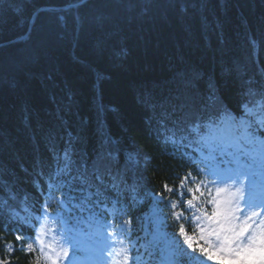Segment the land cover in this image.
<instances>
[{
	"label": "trees",
	"instance_id": "obj_1",
	"mask_svg": "<svg viewBox=\"0 0 264 264\" xmlns=\"http://www.w3.org/2000/svg\"><path fill=\"white\" fill-rule=\"evenodd\" d=\"M81 1L0 0V183L7 184L0 200L6 214H15L11 225L0 226V260L35 264L17 240L19 225L27 218L24 234L32 237L28 228L43 223L35 209L47 207L50 220L59 198L66 201L54 153L62 167L71 135L80 138L74 159L91 165L112 150L113 172L136 191L110 192L102 205L83 212L65 202L67 215L90 231L113 232L116 247L128 248L129 264H156L160 245L149 223L164 218L171 240L178 223L191 234L195 221L174 222L167 201L155 194L176 200L163 186L177 188L198 167L196 145L166 142L159 114L184 102L203 112L209 80L233 109L247 88H264V0H184L185 11L169 0ZM41 7L49 9L31 24ZM114 47L127 48L126 58L113 59ZM171 128L170 121L169 137ZM133 150L138 165L127 162ZM73 195L78 203L79 193Z\"/></svg>",
	"mask_w": 264,
	"mask_h": 264
},
{
	"label": "snow or ice",
	"instance_id": "obj_2",
	"mask_svg": "<svg viewBox=\"0 0 264 264\" xmlns=\"http://www.w3.org/2000/svg\"><path fill=\"white\" fill-rule=\"evenodd\" d=\"M169 3L173 7L179 3L180 10H186L184 0H169ZM111 56L115 60H122L127 56V48L114 47ZM97 76L100 78L99 73ZM186 83L190 85L191 80ZM242 95L245 99L233 109L215 81L209 80V94L203 112L192 110L184 102L173 104L171 110L164 108L159 114L158 125L163 129L160 134L165 136L166 142L170 139L174 144H194L201 152L207 150L213 159L218 156L221 162L226 163L224 158L228 157L237 165L235 168L212 172L215 177L212 180H198L197 172V175L189 173L180 178L177 188L165 184L164 190L176 195V200L165 196L163 192L155 194L161 201H167L165 206L170 207L174 222L189 219L195 221L191 234L185 223H178L175 236L169 241L170 251L164 258L166 264H205V261L214 264H264V181L258 182L255 172L258 164L264 165V88L254 90L249 87ZM141 102L150 103L143 98ZM152 109L155 111L156 105H152ZM177 112L180 113L179 116ZM170 121L172 128L169 137ZM177 132L181 133L179 140ZM79 139L78 136H69L62 167L59 155L54 153V158L58 161L55 175L62 178L59 180L62 186H68L66 201L62 203L70 202L71 209L83 212L86 207L90 209L102 205L110 192L119 197L123 191H136L135 186L127 185L125 177L119 171L113 172L112 162L115 157L112 150L99 155L91 165L82 158L74 159V154L79 156L75 152V144ZM108 143L111 144L112 141L109 139ZM6 188V183H0V190ZM73 193H79L78 203L77 196ZM9 198L15 199L10 190ZM5 207L6 201L0 200V226L4 227L13 223L15 215L6 214ZM178 207L183 210L177 212ZM35 211L43 216L44 221L38 229L34 226L28 228L29 232H36L34 243L40 255L36 257L35 264H41L42 259L44 264H63V260L69 258V249L76 248V241L69 236L65 241L69 247L61 245L59 249L53 243H46L48 208L37 207ZM186 212H191L192 215L189 217ZM27 224L28 219L25 218L19 225L21 235L17 236V240L30 238L24 234ZM125 224L131 225V220H126ZM164 225L165 219L162 218L157 225L158 230L162 231ZM163 235L166 237L167 233ZM112 237L114 233L108 232L102 251L112 247L107 242ZM121 244L123 245V241ZM26 250L34 252L37 248H34L33 243H28ZM127 253L128 248L122 246L115 256L123 255L122 264H129L130 257ZM108 255L112 257L113 254L109 252ZM0 264L7 262L0 261ZM116 264L121 262L116 261Z\"/></svg>",
	"mask_w": 264,
	"mask_h": 264
},
{
	"label": "rangeland",
	"instance_id": "obj_3",
	"mask_svg": "<svg viewBox=\"0 0 264 264\" xmlns=\"http://www.w3.org/2000/svg\"><path fill=\"white\" fill-rule=\"evenodd\" d=\"M127 154H128L127 155V162L132 163L134 165H138L140 163V160L138 159V157H140V154H138L137 150L130 151ZM199 155H200L201 160H203V161H209V162L213 163L212 169H208V170L204 171V173H203V177L202 178L203 179H206V180H212V179L215 178L211 174L212 172L218 171V170H224L225 169V166L229 167L230 163H234L235 162L234 160H232L231 158H228V157H225L224 158V160L226 161V163L225 162H221V158L218 157V156L216 157V159H213L212 156L209 155V153L207 152V150H204L203 152L199 151ZM261 168L264 169V165H259L258 164L256 166V168H255L256 177H257L258 182L259 181H264V173L262 175L258 171V169H261ZM59 203H60L61 207L64 208L61 199H59ZM151 213L152 214L154 213V209H152ZM56 215H57V217L56 218H53V216H56ZM53 216H51L53 219H58V218L60 219V220H58L59 221V226H58V224H53L52 222L49 223V220L46 222L47 235L45 237V241H46V243H53L54 246L57 247V249H59V247H61V245H63L64 247H67L68 245L66 244L67 246H65L64 245L65 243L63 242L62 239H64L66 241L67 238H68V235L67 234L71 233V232H68V231L65 232L63 230V229H69L68 215L63 214L62 210L59 209V211H57V213L54 214ZM158 224H159V220H156V222L155 221L154 222H150L149 223V227L152 228V231L153 232H156V234H157V236L159 238H164V239L160 240L159 238H157L155 236V238L159 242V245H160V253H161L160 260H159V263L158 264H166V260L164 258H166L167 254L170 251V244H169V241L170 240L169 239H166L164 237L163 231L158 230V228H157V225ZM39 227H40V225L38 227H36V229H38ZM54 231L57 232V233H53ZM62 231H63V233H62ZM74 232L82 235V237H85L83 239H80L79 238V239H76L75 240L77 243H80L81 242V247H82V249L80 250V253L81 254H80V256L77 255V256H75V258H72L74 252L70 254V249H69V258L64 259L63 260V264H68V262L70 260L72 261L71 264H116V261H120L121 264H122V261L118 257L115 256V251H110L113 254L112 257H109V255H108L109 251L107 249L104 250V252H102V250H100V252L97 253L96 249L95 250H92L91 248H87L88 244L85 243V242H89L92 245H94V242H92L90 240H86V239H89V237L87 236L86 233H83V232H81L79 230H74L73 233ZM74 235L76 236L77 234H74ZM35 236H36V232L34 230L33 236L30 237V238L23 239V244H22L23 245V248H24V250L26 252H28L26 250V245L28 243H33L34 248H37L36 251L29 252V253H31L33 255L34 261L36 260V257L38 255H40L39 250H38V247L34 243ZM52 236L54 238H61V236H62V239L59 242L54 243L52 241ZM81 247L79 246V248H81ZM5 251L6 252H10L11 251L10 245H7L6 246ZM88 251H91V253L94 254V256L91 255V256H89V258H87V259H90L91 262H88L86 260V253ZM41 264H44L43 259L41 260ZM205 264H214V262L205 261Z\"/></svg>",
	"mask_w": 264,
	"mask_h": 264
},
{
	"label": "water",
	"instance_id": "obj_4",
	"mask_svg": "<svg viewBox=\"0 0 264 264\" xmlns=\"http://www.w3.org/2000/svg\"><path fill=\"white\" fill-rule=\"evenodd\" d=\"M83 1H84V0H83ZM83 1H81L80 3H82ZM77 4H79V3H77ZM77 4L66 5L64 8H68V7H70V6H76ZM50 8H51V7H50ZM43 9H49V8H46V7H41V8H39V9L34 13V15H33V17H32V20H31V24H32L33 21H34V18H35V16H36L37 12L40 11V10H43ZM51 9H57V8H51ZM31 24H30V25H31ZM28 31H29V29H28ZM26 34H27V33H26ZM26 34H24V35H22V36H20V37H18V38H15L13 41H17V40L23 39V38L26 36Z\"/></svg>",
	"mask_w": 264,
	"mask_h": 264
}]
</instances>
